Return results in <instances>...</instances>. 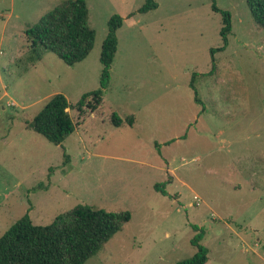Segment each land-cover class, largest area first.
<instances>
[{
	"label": "rangeland",
	"instance_id": "obj_1",
	"mask_svg": "<svg viewBox=\"0 0 264 264\" xmlns=\"http://www.w3.org/2000/svg\"><path fill=\"white\" fill-rule=\"evenodd\" d=\"M85 1L94 44L67 65L25 35L63 0H0V236L27 210L47 224L89 204L130 219L83 264H175L197 234L205 264H264V30L246 0H215L232 30L213 55L211 0H155L145 13L143 0ZM115 13L109 83L98 102L68 109L76 128L54 144L28 122L54 93L74 104L99 87ZM193 72L207 74L196 76L198 101ZM112 112L134 123L115 126Z\"/></svg>",
	"mask_w": 264,
	"mask_h": 264
},
{
	"label": "trees",
	"instance_id": "obj_2",
	"mask_svg": "<svg viewBox=\"0 0 264 264\" xmlns=\"http://www.w3.org/2000/svg\"><path fill=\"white\" fill-rule=\"evenodd\" d=\"M246 4L254 23L264 30V0H246ZM157 5L155 0H143L136 12L145 13L155 9ZM211 8L221 15V45L210 50L213 55L228 44L232 22L230 13L220 9L215 0H211ZM122 23L123 18L116 13L107 20V31L99 55V87L82 94L74 104L69 103L62 93L52 94L28 122L35 132L54 144H60L76 128L68 109L81 108L88 97L96 102L101 99L109 83L110 67L117 49L116 31ZM25 35L32 41V51L38 46L41 50L54 53L67 65L83 60L91 51L95 40V30L88 23L85 0H63L54 5L25 29ZM31 53L36 59L40 58V54ZM214 70L213 63L208 74ZM198 75L207 74L193 72L191 75L189 86L194 91L196 101L195 79ZM110 121L115 126H131L134 115L121 118L116 112H112ZM155 188L162 191L158 185ZM28 211L0 236V264H83L130 219L128 210L108 211L89 204H77L58 214L47 224H35ZM200 240V234L194 236L191 244L196 247L195 253L175 264H205L208 250Z\"/></svg>",
	"mask_w": 264,
	"mask_h": 264
}]
</instances>
